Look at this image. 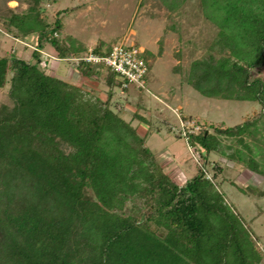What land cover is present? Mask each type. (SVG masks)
Returning a JSON list of instances; mask_svg holds the SVG:
<instances>
[{"label": "trees", "instance_id": "16d2710c", "mask_svg": "<svg viewBox=\"0 0 264 264\" xmlns=\"http://www.w3.org/2000/svg\"><path fill=\"white\" fill-rule=\"evenodd\" d=\"M12 1L26 8H11ZM199 3L217 31L206 56L191 63L187 84L206 98L253 102L260 111L233 127L195 121L196 131L184 129L198 160L179 186L112 107L116 90H126L117 76L80 60L89 49L66 44L61 19L49 22L43 0H0V34L33 37L31 61L0 56V264L264 262L257 239L219 190L223 167L212 159L264 180V0ZM46 52L82 78L105 71L106 99L47 74ZM133 118L149 126L138 109Z\"/></svg>", "mask_w": 264, "mask_h": 264}, {"label": "rangeland", "instance_id": "374dc122", "mask_svg": "<svg viewBox=\"0 0 264 264\" xmlns=\"http://www.w3.org/2000/svg\"><path fill=\"white\" fill-rule=\"evenodd\" d=\"M169 4L163 0H43L42 8L50 23L61 19L67 45L74 43L86 50L99 46L105 51L124 43L143 50L148 66L145 87L130 85L125 91L116 90L111 105L145 137V145L163 172L181 186L196 172L198 160L182 135L184 129L196 131L195 121L233 127L259 112L260 107L253 102L206 98L187 84L191 63L206 56L217 29L206 19L199 0H169ZM17 5L8 3L11 8ZM25 8L20 4L16 10ZM32 41L33 37L23 42L1 33L0 56L14 52L16 57L31 61ZM41 66L47 74L72 85L80 86L84 81L85 89L106 99L105 71L99 79L82 78L71 63L56 60L51 52L42 55ZM262 74L253 72L252 76ZM5 93L6 89L0 91V101L6 99ZM137 109L154 130L147 135L149 126L133 118ZM221 141L223 145L232 144L230 140ZM212 157L223 167L225 181L219 190L264 251V198L250 192H264L263 178L223 157ZM207 170L210 177L211 166Z\"/></svg>", "mask_w": 264, "mask_h": 264}, {"label": "built area", "instance_id": "2783aa9c", "mask_svg": "<svg viewBox=\"0 0 264 264\" xmlns=\"http://www.w3.org/2000/svg\"><path fill=\"white\" fill-rule=\"evenodd\" d=\"M143 53V50L134 44L119 43L113 45L104 55L95 54L89 49L80 60L93 65H103L109 69L121 82V89H127L130 85L143 89L148 72V66L142 57ZM182 135L184 136V132Z\"/></svg>", "mask_w": 264, "mask_h": 264}, {"label": "crops", "instance_id": "0c3cea01", "mask_svg": "<svg viewBox=\"0 0 264 264\" xmlns=\"http://www.w3.org/2000/svg\"><path fill=\"white\" fill-rule=\"evenodd\" d=\"M62 80H63V79H62ZM78 80H79V79H78ZM68 82H69V81H68ZM80 83H81L80 85L85 84L84 81H80ZM155 158H156V157H155ZM167 158L169 159V157H167ZM169 160H171V159H169ZM171 179H172V178H171ZM172 180H173V179H172Z\"/></svg>", "mask_w": 264, "mask_h": 264}]
</instances>
